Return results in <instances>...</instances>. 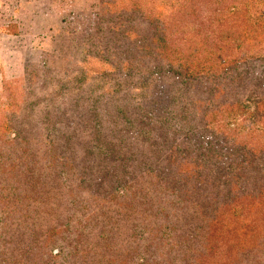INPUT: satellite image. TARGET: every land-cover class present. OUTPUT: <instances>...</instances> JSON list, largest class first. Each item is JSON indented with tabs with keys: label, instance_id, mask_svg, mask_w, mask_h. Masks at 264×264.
<instances>
[{
	"label": "trees",
	"instance_id": "1",
	"mask_svg": "<svg viewBox=\"0 0 264 264\" xmlns=\"http://www.w3.org/2000/svg\"><path fill=\"white\" fill-rule=\"evenodd\" d=\"M99 3L88 32L66 50L60 37L41 64L28 63L14 107L40 111L34 129L44 130L66 182L74 174L77 189L116 207H100L97 219L83 203L76 229L70 217L36 223V210L13 239L35 200L13 205L1 195L0 264H67L84 254L88 224L99 219L100 264H210L236 253L218 251L219 241L240 245L237 256L252 253L264 243V0ZM240 14L237 38L225 35ZM244 82L256 86L247 97ZM20 114H6L14 138V123L30 128ZM51 192L39 195L51 201ZM184 213L192 215L179 222Z\"/></svg>",
	"mask_w": 264,
	"mask_h": 264
},
{
	"label": "rangeland",
	"instance_id": "2",
	"mask_svg": "<svg viewBox=\"0 0 264 264\" xmlns=\"http://www.w3.org/2000/svg\"><path fill=\"white\" fill-rule=\"evenodd\" d=\"M99 2L100 0H0V40L3 42L0 47V191L3 190L0 197L3 195L4 200L7 199L6 202L13 205H16L17 199H22L23 196H25V203L28 200L29 203L35 200L26 209V215L30 218L24 219L22 215L25 212H22L13 239L18 238L17 230L25 233L23 221L26 225H33V214L36 210L39 212L36 223L46 225V221H53V225H65L70 217L71 227L75 228L76 218L80 217L81 210H83V203L87 204L83 211L88 213L86 217L98 214L97 219L100 218V212H102L100 207L105 206L107 210L111 208L114 210L116 207L115 202H97L98 198L88 194L87 190L77 189V177L74 174H72V178H68L70 182H66L63 174L60 175L63 167L60 166L61 164H57L58 156L51 154L47 149L48 145L43 142L44 139H42L40 131L44 130L34 129L39 120L38 115H41L40 111L34 113L35 108L32 109L33 111H28L30 102H26V105L22 104L26 110H22L23 107L20 104L18 107H14V103L17 101L15 94L17 90L14 88V84L17 82L24 84L28 63L41 64L43 57L52 52L54 43L60 37L63 38V47L66 50L67 46L74 41L72 35L88 32L92 27L93 13L99 8ZM244 13L245 21L251 14ZM242 17L243 14H240L227 20L228 24L224 29L225 35L237 38L241 29V20L238 18ZM9 84H12V87H9L11 86ZM245 86L246 82L241 88L244 96L247 97L249 94L246 92L253 91L256 86L252 84L246 89ZM40 89L43 91H39ZM48 92V88H39L37 96L46 98ZM34 98L35 93L34 95L31 93L30 99L34 100ZM254 103L247 102V105H250V111L253 109ZM11 112L15 115L21 113L19 121L26 120L30 126V128H22L14 123L15 130L20 131V136L16 138L6 125L10 119V117H6V114ZM34 130L36 134L30 136ZM62 147V143L57 145V153L65 152V150L60 152ZM42 190H53L49 194L51 201L39 195ZM38 199H41V205L37 204ZM58 201L62 203L61 206L57 204ZM69 207L70 210H68ZM74 208L77 210L75 211ZM71 215L74 216L71 217ZM188 215L192 214L179 215L178 221L187 219ZM241 218L239 217V219ZM0 221H3V218H0ZM246 221L250 222L251 220L247 218ZM88 225L89 229L95 230L92 235L83 238L84 254L82 256L73 255L67 264H100V219ZM261 228L264 231V223ZM28 234L30 233L28 232ZM199 237L201 238L200 242L203 241V231L200 232ZM40 238V234H36L32 245L34 242L39 243ZM27 240L32 239L28 238ZM29 241L26 242L30 244ZM216 244L218 251L232 246L236 248V253L214 255L209 260L210 264H264L263 240L260 242V247L253 248L252 253L240 256H237V251H241L240 245L235 247L233 244H223L220 241ZM249 246L246 245L242 249L246 250ZM57 250L58 248L55 252ZM27 251L22 250L21 253H25L27 259H31L34 254L27 255ZM45 259L47 258L45 257ZM24 261H26L25 258L17 264H22ZM205 261L201 260L200 264H204ZM48 263L53 264V261H47Z\"/></svg>",
	"mask_w": 264,
	"mask_h": 264
},
{
	"label": "crops",
	"instance_id": "3",
	"mask_svg": "<svg viewBox=\"0 0 264 264\" xmlns=\"http://www.w3.org/2000/svg\"><path fill=\"white\" fill-rule=\"evenodd\" d=\"M2 44H3V42H2V40H0V47L2 46Z\"/></svg>",
	"mask_w": 264,
	"mask_h": 264
}]
</instances>
